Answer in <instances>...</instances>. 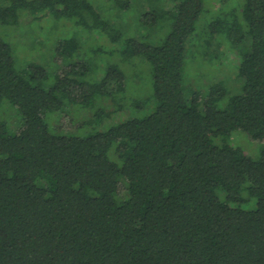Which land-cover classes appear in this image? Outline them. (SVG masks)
Segmentation results:
<instances>
[{
    "label": "trees",
    "instance_id": "trees-1",
    "mask_svg": "<svg viewBox=\"0 0 264 264\" xmlns=\"http://www.w3.org/2000/svg\"><path fill=\"white\" fill-rule=\"evenodd\" d=\"M203 1L173 0L159 45L123 40V60L143 56L152 66L153 111L84 136L57 132L46 117L68 103L88 109L85 125L99 126L113 113L104 102L123 107L119 67L86 81L91 65L73 61L48 82L42 64L16 65L0 38V103L20 117L13 132L0 121V264H264V0H239L231 24L210 26L240 50L241 92L223 108L222 83L205 99L185 96L182 86L184 48ZM155 3L140 25L160 22ZM19 12L71 20L111 42L122 37L86 0H0L1 25H17ZM79 48L78 37L68 38L54 52L63 61ZM236 131L261 145L258 158L231 144ZM244 192L254 208L236 206L248 200Z\"/></svg>",
    "mask_w": 264,
    "mask_h": 264
},
{
    "label": "rangeland",
    "instance_id": "rangeland-1",
    "mask_svg": "<svg viewBox=\"0 0 264 264\" xmlns=\"http://www.w3.org/2000/svg\"><path fill=\"white\" fill-rule=\"evenodd\" d=\"M86 1L94 6L101 18L109 25L121 29L120 40L111 42L98 29L86 33L81 27H76L71 20L54 19L51 15L38 19L41 13L34 17L26 12H19L20 19L17 25L0 24V38L9 45L15 64L26 69L29 64L39 62L47 71L48 82H53L55 71L61 70L67 63L73 61L88 62L91 65L92 71L85 77L86 81L98 80L105 73L106 68L112 64L117 65L123 72L124 89L117 95L118 105L123 107L116 109L114 107L116 105L111 100L104 102L109 106L107 110L113 113L99 126L85 125L86 116L89 114L88 109L67 108L68 103H65V110L60 114L55 115V113L46 117L49 128H58L63 131L57 130V132L74 136H84L100 131L125 119L142 118L153 111L156 101L153 96L151 64L143 56L123 60L121 49L124 48L125 38H133L153 46L159 45L171 29L173 19L170 18L169 13L175 5L173 0H130L129 9L116 10L112 0ZM150 1L156 2L154 6L164 16L155 26L146 27L139 22L141 15L148 11L146 7ZM235 1L238 6L239 0H228L224 4H221V0H204L202 13L196 22L195 36L188 38L184 48L182 86L185 96H191V93L196 91L200 99H205L212 84L222 83L226 96L218 102L217 108H223L229 96L240 93L243 84L237 76L240 50L232 49L224 34L218 37L216 32L212 36L210 29L211 25L214 31L218 29L220 24L216 27V20L219 18H226L227 24L232 23L235 14L240 13L239 6L238 11L236 10ZM178 2L179 0H176V3ZM150 10L154 11V9ZM28 17L31 20L27 19ZM75 37H78L82 48L73 54L72 59L67 57L63 61L57 59L54 50L58 43ZM212 46L214 50L210 51L209 47L212 48ZM216 46L221 47L218 53L215 50ZM204 49L209 53H207L208 56L204 55ZM94 51H98V55H95ZM0 121H5L12 132L16 130L20 121L19 115L6 101L0 103ZM230 142L242 151L250 153L252 159L258 158L261 145L255 144L244 133L234 132ZM243 195L248 200L236 206L244 210L254 208L255 199L249 198L246 192Z\"/></svg>",
    "mask_w": 264,
    "mask_h": 264
}]
</instances>
